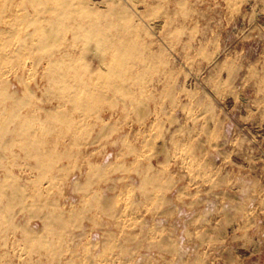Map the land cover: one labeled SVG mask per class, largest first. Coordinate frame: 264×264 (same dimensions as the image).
Here are the masks:
<instances>
[{
	"label": "rangeland",
	"instance_id": "374dc122",
	"mask_svg": "<svg viewBox=\"0 0 264 264\" xmlns=\"http://www.w3.org/2000/svg\"><path fill=\"white\" fill-rule=\"evenodd\" d=\"M75 1L105 12L112 0ZM117 1L139 30L144 62L134 74L145 73L137 84L128 78L132 99L117 96L86 117L68 104L61 111L76 130L37 135L43 152L63 157L54 179H36L18 149L8 154L0 173L29 177L27 203L49 200L76 224L53 239L52 253L29 252L20 226L42 234V220L15 208L11 225L0 223V264H264V0ZM91 48L70 51L86 84V68L109 62ZM33 64H12L4 77H22L38 106L63 104L46 101ZM87 182L110 212L87 205L77 191Z\"/></svg>",
	"mask_w": 264,
	"mask_h": 264
},
{
	"label": "bare ground",
	"instance_id": "6f19581e",
	"mask_svg": "<svg viewBox=\"0 0 264 264\" xmlns=\"http://www.w3.org/2000/svg\"><path fill=\"white\" fill-rule=\"evenodd\" d=\"M14 2L0 0V169L8 154H17L14 149H18L38 172L36 179L51 180L54 179L52 174L55 172L52 171L55 165L63 157L43 152L37 135L53 134L58 127L67 133L76 130L75 123L61 111L68 104L86 117L90 113H98L104 104L112 109L113 99L117 96L123 99L134 97L127 88V82L130 79L133 84L139 83L144 72L134 74L137 63L144 62L139 61L141 52L135 42L139 30L117 0L106 2L105 12L98 11L96 5L75 0H20L18 6L21 10L7 13V7L14 6ZM78 44L85 48L92 44L90 51L96 59L100 52L109 54L108 64L102 62L104 67L99 63L97 71L85 69V75L91 76V82L87 84L78 75L76 60L70 53L77 49ZM27 59L34 62L32 71H40L39 78L45 84L42 94L46 96V101L58 99L63 104L50 109L38 106L40 99L29 90L22 77L14 75L13 82L4 77L7 73L3 70L12 64L23 65ZM27 70L24 64L22 71ZM93 76L95 80H92ZM14 85L16 87L11 89ZM108 92H112V97L108 96ZM133 104L141 120L147 116L143 105L135 101ZM106 134L100 133L101 137ZM98 138L89 145L99 141ZM91 173L103 176L98 169ZM22 175L16 176L9 171L0 173V223L11 225L15 208L40 217L42 234H35L28 227L18 225L24 245L29 252L45 250L52 253L55 250L53 239L75 226L74 214L66 217L54 202L50 205L49 200L43 202L38 197L27 203L24 180L29 177L23 178ZM150 184L146 179L142 183L143 187ZM90 186L91 183L87 182L77 190L86 193L87 205L94 204L99 210L110 212L112 202L103 200L97 193L90 195ZM45 209L47 212H44Z\"/></svg>",
	"mask_w": 264,
	"mask_h": 264
}]
</instances>
